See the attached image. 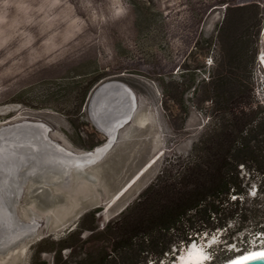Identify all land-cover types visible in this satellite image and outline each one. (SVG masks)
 Listing matches in <instances>:
<instances>
[{
	"label": "rangeland",
	"instance_id": "374dc122",
	"mask_svg": "<svg viewBox=\"0 0 264 264\" xmlns=\"http://www.w3.org/2000/svg\"><path fill=\"white\" fill-rule=\"evenodd\" d=\"M241 7L250 10L237 11ZM228 54H238L233 63H238L239 79L251 77L252 109L264 111V91L255 76L264 56V0H0V125L42 122L58 144L77 152L92 151L106 142L85 107L93 89L102 82L120 81L134 92L136 114L99 165L114 157L122 164L120 177L136 168L142 157L157 161L119 216L96 214L99 232L112 220H124L160 177L177 175L194 146L206 143L208 130L228 117L220 110L218 93L216 97L200 84L209 73L230 75ZM95 77L101 79L81 105L89 79ZM119 155H126V161H119ZM239 170L248 183L239 206L244 211L262 210L264 195L255 202L250 193L258 185L264 187V177L242 166ZM87 172L101 179L96 169ZM29 188L24 187L16 216L20 224L36 219L38 234L0 251V262L81 261L88 247L82 241L90 232L72 235L80 227L89 228L91 219L82 221L85 214L72 228L54 233L53 208H38L37 196ZM45 190L49 196L42 189L37 192L55 207L60 196L49 186ZM235 198L230 195V202ZM244 214L246 218L236 215L238 220L229 225L232 244L221 241L219 234L196 241L221 245L220 257L212 264L264 247L259 246L264 239L246 240L237 233L238 227H260L264 214Z\"/></svg>",
	"mask_w": 264,
	"mask_h": 264
},
{
	"label": "trees",
	"instance_id": "16d2710c",
	"mask_svg": "<svg viewBox=\"0 0 264 264\" xmlns=\"http://www.w3.org/2000/svg\"><path fill=\"white\" fill-rule=\"evenodd\" d=\"M248 10L249 7L237 9ZM228 59L229 76L209 73L200 82L214 96L218 93L220 110L228 117L223 118L220 126L208 130L206 143L194 146L177 175L160 177L151 184L128 209L124 220H112L97 232L96 214L100 210L87 213L82 221L91 219L92 225L80 227L72 235L79 237L83 232H90L82 241L88 245L84 258L76 264H170L184 248L203 236L218 233L221 241L232 244L234 235L229 234L228 228L236 215L243 214L246 218V211L262 217L264 208L244 211L239 206L241 201L229 200L230 195L239 198L246 195L248 183L240 177V166L264 177V111L251 107V77L239 79L238 63H233L238 54H228ZM100 79H89L81 105ZM209 99L214 103V99ZM260 195H264V187L258 185L255 202ZM229 206L234 208L230 210ZM238 232H242V239L250 240L264 232V224L251 230L238 227ZM213 248L217 260L221 245Z\"/></svg>",
	"mask_w": 264,
	"mask_h": 264
},
{
	"label": "water",
	"instance_id": "95a60500",
	"mask_svg": "<svg viewBox=\"0 0 264 264\" xmlns=\"http://www.w3.org/2000/svg\"><path fill=\"white\" fill-rule=\"evenodd\" d=\"M122 84L124 83L120 81L102 82L93 89L87 99L85 107L88 114L96 128L106 136V142L100 146L103 148L101 154H98L94 161L87 162L81 168L70 165H68L69 167L58 168L52 163L49 165L47 160L60 155L74 160L86 158L92 152L96 153V148L88 152H77L62 146L52 139V130L44 123L37 126L33 122L23 120L0 125V175L6 177L11 184L17 180L19 182L21 179L15 194L11 188L6 201L0 196V224L8 227L11 224H18L16 206L24 193V187L27 185L30 187L33 196H37L35 204L38 208H53L51 220L54 223L52 227L54 233H59L69 227L72 228L76 221L93 210L99 209V215L106 217L111 215L116 217L124 211L132 199L131 193L140 188L143 179L157 159L149 158L146 160L142 157L136 168L134 167L130 172L120 177L122 164H116L117 160L115 161L114 157L107 165H99L117 143L120 131L132 121L136 114V96L124 84L130 92V101L127 100V104L130 103L131 107L134 106L133 110L120 116L117 124L115 123L111 128L97 123L99 117L93 116L95 109L99 111L100 101L104 94L108 91L123 89ZM125 156L119 155L118 160L126 161ZM90 168L96 169L99 175L102 174L100 180L87 172V169ZM46 186L51 187L60 196L55 207H50L48 204L49 197L47 199L41 198L42 194L49 196L45 190ZM39 189L40 191L42 189V194L37 192ZM7 212L9 215L6 214ZM61 215L67 217L63 219ZM31 221L34 223L33 226L24 227L21 231H17V229L13 234L9 233L6 236L7 247L0 248V251L12 247L17 240L32 239L37 236L38 222L34 218H31ZM0 264L6 263L0 262ZM239 264H264V259H248Z\"/></svg>",
	"mask_w": 264,
	"mask_h": 264
},
{
	"label": "bare ground",
	"instance_id": "6f19581e",
	"mask_svg": "<svg viewBox=\"0 0 264 264\" xmlns=\"http://www.w3.org/2000/svg\"><path fill=\"white\" fill-rule=\"evenodd\" d=\"M263 63H264V60H263ZM121 87L124 90L118 89V91L114 90V91L106 92L104 94L103 99L100 101L99 111H97L96 109L93 111V116L99 117L97 119V123L104 125L107 128L113 127L115 123L117 124L118 122L117 120L118 118H120V116L126 113H129L130 110H133L134 108V106L131 107L130 103L127 104V100L130 101L129 100L130 92L128 91V88L124 84H122ZM107 109H109L108 112H107ZM28 122H31V121H28ZM33 123L39 126L42 122H33ZM96 149H97V152L96 153L92 152L93 155L89 154L86 158H80L77 160L66 158L61 155L54 156L52 158L53 160L52 159L51 160L46 159V160L48 161V164L52 163L53 166L58 167V168L59 167L62 168V166H68V165L81 168L84 165H86L87 162L94 161L97 158L98 154H101V152L103 151L102 147H97ZM20 180L21 179H19V182ZM19 182L17 180V182H12L11 184L6 177H4L3 175H0V196L3 198V200L6 201L11 188H12L11 191L14 190L13 194L16 193L15 190H17V185L19 184ZM6 214L9 215L8 212ZM33 224H34L33 221L29 223H22V224H20V222L18 221V224H13V225L11 224V226L9 225V227L4 224H0V248L7 247L8 241H7L6 236L9 233L13 234L15 230L17 229H18L17 231H21V229H24V227H30V226H33ZM260 253H264V247L253 249L251 251H247L244 253H240L234 256L233 258L223 263H220V264H239L245 261V257L257 256V254H260ZM207 262H208V259L206 258L203 251L199 247L196 248L194 246L190 250L186 248L185 251H183V254L179 255V259H177L174 262V264H207Z\"/></svg>",
	"mask_w": 264,
	"mask_h": 264
},
{
	"label": "clouds",
	"instance_id": "9594fccd",
	"mask_svg": "<svg viewBox=\"0 0 264 264\" xmlns=\"http://www.w3.org/2000/svg\"><path fill=\"white\" fill-rule=\"evenodd\" d=\"M218 234V233H217ZM212 239V238H211ZM209 241H207V243H197V242H192L188 247H186L187 249H191V245L193 243H196V244H199L201 246V250L203 251V253L205 254L206 258L208 259V262L207 264H212L213 262H215L216 260V256H217V253L216 251L214 250V245L210 244ZM186 248H184L183 250H185ZM180 254H183V251L180 253ZM261 254H264V253H260V254H257V255H261ZM255 256L253 257H245V261H247L248 259H254ZM176 259H179V254L178 256H176ZM173 264V263H172Z\"/></svg>",
	"mask_w": 264,
	"mask_h": 264
},
{
	"label": "built area",
	"instance_id": "2783aa9c",
	"mask_svg": "<svg viewBox=\"0 0 264 264\" xmlns=\"http://www.w3.org/2000/svg\"><path fill=\"white\" fill-rule=\"evenodd\" d=\"M262 57H264V56H262ZM262 57L258 60V75H255V76L257 77V82L260 80L261 88L264 91V63L262 61ZM250 194H251V196H255V197L257 196V186L254 188V190ZM236 200L241 201L243 199L236 196L235 201ZM237 220L238 219L235 218L234 222H236ZM263 224H264V222H260L259 226H262ZM255 237L264 239V232L258 233ZM259 246H264V245L260 244ZM242 250H244V249H242Z\"/></svg>",
	"mask_w": 264,
	"mask_h": 264
},
{
	"label": "snow or ice",
	"instance_id": "6c2138e0",
	"mask_svg": "<svg viewBox=\"0 0 264 264\" xmlns=\"http://www.w3.org/2000/svg\"><path fill=\"white\" fill-rule=\"evenodd\" d=\"M254 259H264V254L257 255V256H255Z\"/></svg>",
	"mask_w": 264,
	"mask_h": 264
}]
</instances>
